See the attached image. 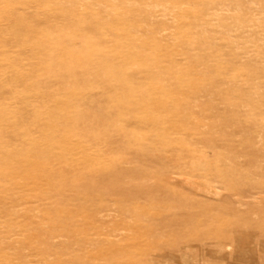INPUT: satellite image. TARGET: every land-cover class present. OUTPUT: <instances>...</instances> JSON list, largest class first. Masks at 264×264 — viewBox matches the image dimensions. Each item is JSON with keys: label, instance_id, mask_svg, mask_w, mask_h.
I'll return each mask as SVG.
<instances>
[{"label": "rangeland", "instance_id": "obj_1", "mask_svg": "<svg viewBox=\"0 0 264 264\" xmlns=\"http://www.w3.org/2000/svg\"><path fill=\"white\" fill-rule=\"evenodd\" d=\"M0 264H264V0H0Z\"/></svg>", "mask_w": 264, "mask_h": 264}, {"label": "bare ground", "instance_id": "obj_2", "mask_svg": "<svg viewBox=\"0 0 264 264\" xmlns=\"http://www.w3.org/2000/svg\"><path fill=\"white\" fill-rule=\"evenodd\" d=\"M88 1H90V0H88ZM95 2V1H94ZM103 8V7H102Z\"/></svg>", "mask_w": 264, "mask_h": 264}]
</instances>
